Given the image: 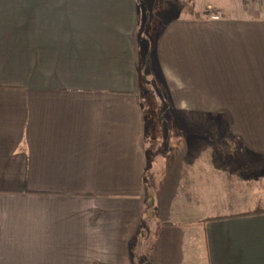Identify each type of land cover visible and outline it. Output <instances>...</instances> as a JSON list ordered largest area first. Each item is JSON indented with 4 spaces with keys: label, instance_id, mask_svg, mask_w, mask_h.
Instances as JSON below:
<instances>
[{
    "label": "crops",
    "instance_id": "0c3cea01",
    "mask_svg": "<svg viewBox=\"0 0 264 264\" xmlns=\"http://www.w3.org/2000/svg\"><path fill=\"white\" fill-rule=\"evenodd\" d=\"M138 5L0 0V264H201V235L208 264H264V213L199 222L264 208V15L172 21L177 44L193 29L173 53L194 54L179 107L214 131L195 132L191 162L164 165L160 233L143 226L152 166L128 165L136 189H102L126 186L105 168L119 156L105 149L106 105L145 119L121 99L139 74Z\"/></svg>",
    "mask_w": 264,
    "mask_h": 264
},
{
    "label": "rangeland",
    "instance_id": "374dc122",
    "mask_svg": "<svg viewBox=\"0 0 264 264\" xmlns=\"http://www.w3.org/2000/svg\"><path fill=\"white\" fill-rule=\"evenodd\" d=\"M138 1V48L141 53L139 54V74L133 95L121 99L130 98L131 104L135 102V112L139 114V117L145 115V119L142 120V124L135 123L132 119L133 106L131 114H128L126 103L122 101H115L112 106L106 105L104 115L114 118L110 125L114 135H108L109 124L106 120L105 149L114 150L119 156L114 155L111 162L105 161V168H112L111 176L116 182L125 180L121 181V184L126 183V186L102 189L115 193H125L130 189H136L137 181L130 177L132 171H127L128 165L152 166V174L149 171L145 172V180L140 181L139 189L143 193L147 189V194L150 191L148 195L145 194L146 196L142 197L143 226L150 225V229L158 235L161 230L158 221L163 215L158 201L164 200V195H153L151 191L155 192L161 187L164 188V165L185 162L186 159L191 162L195 132L200 130L203 135L205 132L214 131V124L205 112H195L188 107H179V103L185 100L179 95L183 91L178 89V84L181 87L185 86L179 79L182 83H186L185 77L191 75L194 54L173 53L177 51L187 53V44L190 43L193 29L186 26L187 30L179 36V41H183L184 45L181 42L177 44L176 30L172 26V21L176 18H202L216 14H226L231 18L264 15V0ZM207 4H210L212 8H208ZM260 4L263 7H260ZM168 51L171 54H164ZM178 115L187 119L181 121ZM127 116L130 117L128 123ZM127 125L130 131L127 128L125 134ZM221 125L223 129L221 127L218 129L226 131L225 125ZM108 138L112 139L114 145L110 146ZM211 141L208 138L206 142L204 138V141L199 144L200 149L216 146ZM192 164H194L193 161ZM207 198L201 195L205 203L208 202ZM195 255L201 264H208L202 235L199 250Z\"/></svg>",
    "mask_w": 264,
    "mask_h": 264
},
{
    "label": "trees",
    "instance_id": "16d2710c",
    "mask_svg": "<svg viewBox=\"0 0 264 264\" xmlns=\"http://www.w3.org/2000/svg\"><path fill=\"white\" fill-rule=\"evenodd\" d=\"M261 213H264V208L263 207H256L254 209H251V210H248V211H245V212L232 214V215H227V216L220 215V216L205 217V218L201 219L199 222H205V221H209V220L222 219V218H226V217L256 215V214H261Z\"/></svg>",
    "mask_w": 264,
    "mask_h": 264
}]
</instances>
